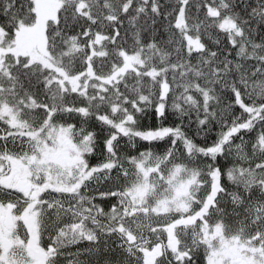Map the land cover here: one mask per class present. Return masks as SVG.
I'll return each instance as SVG.
<instances>
[{
	"label": "snow or ice",
	"instance_id": "1",
	"mask_svg": "<svg viewBox=\"0 0 264 264\" xmlns=\"http://www.w3.org/2000/svg\"><path fill=\"white\" fill-rule=\"evenodd\" d=\"M0 264H264V0H0Z\"/></svg>",
	"mask_w": 264,
	"mask_h": 264
},
{
	"label": "trees",
	"instance_id": "2",
	"mask_svg": "<svg viewBox=\"0 0 264 264\" xmlns=\"http://www.w3.org/2000/svg\"><path fill=\"white\" fill-rule=\"evenodd\" d=\"M157 123V121H155L154 119H152L151 117H149L145 122V126H154Z\"/></svg>",
	"mask_w": 264,
	"mask_h": 264
}]
</instances>
